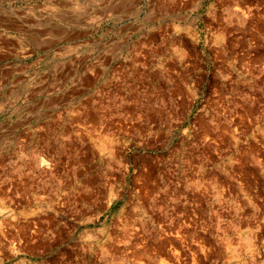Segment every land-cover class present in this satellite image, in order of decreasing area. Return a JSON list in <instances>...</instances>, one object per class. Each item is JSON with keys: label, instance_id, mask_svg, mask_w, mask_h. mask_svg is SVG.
<instances>
[{"label": "rangeland", "instance_id": "374dc122", "mask_svg": "<svg viewBox=\"0 0 264 264\" xmlns=\"http://www.w3.org/2000/svg\"><path fill=\"white\" fill-rule=\"evenodd\" d=\"M233 1L264 15L0 0V264H264V68L199 111L201 26Z\"/></svg>", "mask_w": 264, "mask_h": 264}, {"label": "built area", "instance_id": "2783aa9c", "mask_svg": "<svg viewBox=\"0 0 264 264\" xmlns=\"http://www.w3.org/2000/svg\"><path fill=\"white\" fill-rule=\"evenodd\" d=\"M257 6L233 1L220 9L222 13L211 15L202 23V52L213 57L201 67L205 74L197 84L199 111L204 115L209 112L210 88L219 91L226 84L232 87L238 81L249 83L255 76L254 70L264 68V62L258 59L259 53L264 52V15L252 14V8ZM208 73L216 81L211 82ZM188 84L193 87L195 82Z\"/></svg>", "mask_w": 264, "mask_h": 264}, {"label": "crops", "instance_id": "0c3cea01", "mask_svg": "<svg viewBox=\"0 0 264 264\" xmlns=\"http://www.w3.org/2000/svg\"><path fill=\"white\" fill-rule=\"evenodd\" d=\"M195 24V23H194ZM197 24L198 23H196L195 24V28H193L195 31V33H197V35H198V26H197ZM193 35H195V34H193ZM30 230V229H29ZM40 238H42V237H40ZM39 238V239H40ZM34 240H36V239H34ZM43 240H45L44 238H43ZM41 243H42V241H39V245L38 246H36L40 251L42 250V245H41ZM8 244L10 245L11 244V241H10V238H9V240H8ZM44 248V247H43ZM45 248H46V245H45ZM9 254H11V252H9ZM8 257V256H7ZM9 258V257H8ZM0 261H1V259H0ZM11 261V260H10Z\"/></svg>", "mask_w": 264, "mask_h": 264}]
</instances>
